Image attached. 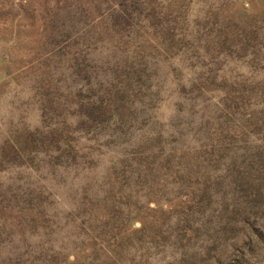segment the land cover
Listing matches in <instances>:
<instances>
[{
    "label": "rangeland",
    "instance_id": "1",
    "mask_svg": "<svg viewBox=\"0 0 264 264\" xmlns=\"http://www.w3.org/2000/svg\"><path fill=\"white\" fill-rule=\"evenodd\" d=\"M0 264H264V0H0Z\"/></svg>",
    "mask_w": 264,
    "mask_h": 264
}]
</instances>
